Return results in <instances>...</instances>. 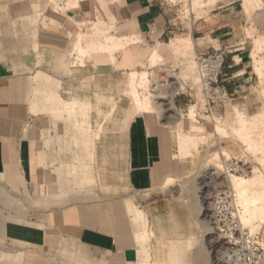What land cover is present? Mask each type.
Instances as JSON below:
<instances>
[{
	"label": "crops",
	"instance_id": "1",
	"mask_svg": "<svg viewBox=\"0 0 264 264\" xmlns=\"http://www.w3.org/2000/svg\"><path fill=\"white\" fill-rule=\"evenodd\" d=\"M226 1L186 19L170 0H0V264L205 263L176 193L198 97L148 113L131 94L142 65L182 71L219 50L232 104L257 115L264 50L248 32L264 38V7L248 17L258 1ZM109 34L122 49L101 50Z\"/></svg>",
	"mask_w": 264,
	"mask_h": 264
},
{
	"label": "rangeland",
	"instance_id": "2",
	"mask_svg": "<svg viewBox=\"0 0 264 264\" xmlns=\"http://www.w3.org/2000/svg\"><path fill=\"white\" fill-rule=\"evenodd\" d=\"M196 1L197 0H170L172 5L178 6L181 11V16L186 19L192 16L198 19L206 17L210 14L211 9L227 2L224 0L223 2L214 3L215 1L202 0V3L197 5ZM239 1L241 4H244V0ZM256 1H258L257 8L255 6L251 10H247L245 6L248 17H252L255 10L264 7L261 2L262 0ZM248 33L251 38H257L260 41L262 52L264 50V38H259L261 35H257L255 28ZM115 38L116 36L114 34L107 35L105 41L107 46L106 48L102 47L101 50L114 53L122 49L121 46H114L113 40ZM132 41V39L131 41L129 40L127 45L132 43ZM190 49H192L191 44L184 50ZM178 51H180V49H178ZM256 53L257 51L255 54ZM81 54L82 57L88 55L86 52H81ZM153 60V63L151 62V67L158 66V64L162 65V63H159L161 58L155 57V60ZM189 61L190 65H188V68H184L182 71L177 66L173 68H167L165 66L163 67L165 68L164 70L152 74V71L148 70L147 65H142V69L136 71L137 73L133 76L131 95L140 111L162 113L164 109L168 108L166 104L170 101L169 99L172 101L175 92L179 91L186 93L193 91V93H196L199 103L197 105L193 103L187 112H182L185 132H182L181 138H183V140L185 139L187 146L184 150L182 149L181 160L186 170L184 174H182V177H184L180 186H176V193L188 207L195 210L196 223L199 228L202 229V233L199 235L198 239L202 243L203 258L205 260L204 264H227L224 260L225 247L223 243L220 242L217 247L215 245L217 236L214 234L213 226L207 218L210 212H208L207 209L208 202H206L204 198L205 195L209 196L218 189L231 188L233 190L230 182L233 177L242 178L244 180L252 179L260 174L264 177V105L261 111L256 113L257 115L251 117H248L243 108L236 105L237 103L229 104L224 109L220 110L217 115L215 113L212 117L205 116L203 114L204 97L198 86L199 77L196 70V61L194 59ZM254 63L260 81V87L256 91L264 100V58L259 55L257 57L254 56ZM258 69L259 71H257ZM141 77L145 78L142 80ZM165 80H169V82L178 85L180 84L182 87L180 90L174 91L171 88H167V90L165 88L164 91L161 92L160 86ZM155 87L158 88L156 92L152 91L155 90ZM160 93L164 95L163 97L169 99H157ZM143 102H148L151 109L144 107ZM172 107L175 108L174 105H172ZM245 123L247 125L246 129L243 128ZM231 161H238L242 164L246 163L251 166L254 169L253 175L249 178H243L239 175L228 174L226 166ZM207 174L209 175L204 181L203 176ZM203 181L206 184V189L201 193L200 188L201 184L204 183ZM235 194L236 205L240 213H242L246 206H240V199L236 192ZM249 195L250 193H248L247 197H249ZM262 214H264L262 210L257 212L250 224L243 225L250 231L252 229L254 233L263 235L264 215Z\"/></svg>",
	"mask_w": 264,
	"mask_h": 264
},
{
	"label": "built area",
	"instance_id": "3",
	"mask_svg": "<svg viewBox=\"0 0 264 264\" xmlns=\"http://www.w3.org/2000/svg\"><path fill=\"white\" fill-rule=\"evenodd\" d=\"M66 1L60 0L59 5L65 4ZM195 61L199 77L198 86L204 97L203 114L212 117L217 111L233 102L230 90L222 81L225 54L219 50L200 52L196 55ZM179 85L165 80L160 86L161 92L165 88H171L174 91ZM154 89L152 91H158L157 87ZM163 96L160 93L157 99ZM226 170L230 175H239L243 178H249L254 173L251 166L238 161L228 163ZM204 199L208 202L207 207L210 212L207 218L213 226L217 240H220L225 247V262L227 264H264V234L254 233L243 225L234 190L218 189L209 196L205 195Z\"/></svg>",
	"mask_w": 264,
	"mask_h": 264
},
{
	"label": "bare ground",
	"instance_id": "4",
	"mask_svg": "<svg viewBox=\"0 0 264 264\" xmlns=\"http://www.w3.org/2000/svg\"><path fill=\"white\" fill-rule=\"evenodd\" d=\"M210 1H213V0H210ZM251 2H253V1H251ZM201 3H202V0L196 1L197 5H199ZM127 42H128L127 40L124 41L125 44ZM256 45H258L260 47V41H257ZM256 49L258 50V48H256ZM260 49H261V47H260ZM258 71H259V69H258ZM166 90H167V88H166ZM161 99H169V98L161 97ZM169 100H170L169 103L172 106L171 99H169ZM146 103H148V102H146ZM147 105H148V108L151 109L150 104L148 103ZM243 128H245V129L247 128L246 123L243 125ZM208 175L209 174H207L206 176H203L204 181H205V179H207ZM212 180H213V178H212ZM230 182H231V185H232L234 192L237 193V196L240 199V206H243V207L246 206V208L243 209L244 212L240 213L241 221L243 224H250L257 212H259L261 210L264 211V177L262 174L257 175L254 178L248 179V180L233 177ZM200 189H201V193L206 189L205 182L201 184ZM248 193H250L249 197H247ZM251 208H252V210H251ZM207 209L209 212L208 207H207ZM258 215H259V213H258ZM262 215H264V214H262ZM251 231L253 232L252 229H251ZM219 243H220V240L215 241L216 247L219 245Z\"/></svg>",
	"mask_w": 264,
	"mask_h": 264
}]
</instances>
